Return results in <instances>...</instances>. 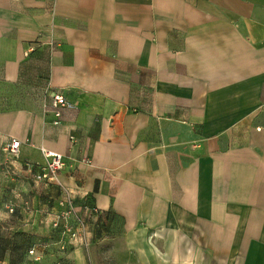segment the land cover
<instances>
[{
    "label": "crops",
    "instance_id": "obj_1",
    "mask_svg": "<svg viewBox=\"0 0 264 264\" xmlns=\"http://www.w3.org/2000/svg\"><path fill=\"white\" fill-rule=\"evenodd\" d=\"M28 190L119 216L140 264H264V0H0V223Z\"/></svg>",
    "mask_w": 264,
    "mask_h": 264
},
{
    "label": "rangeland",
    "instance_id": "obj_2",
    "mask_svg": "<svg viewBox=\"0 0 264 264\" xmlns=\"http://www.w3.org/2000/svg\"><path fill=\"white\" fill-rule=\"evenodd\" d=\"M24 194L25 197L21 194L16 197L18 203L12 204L14 211L9 219L0 223V241L12 238L15 233H24L30 241V248L35 250L33 255L29 250L22 264H74L70 258L74 250L71 243L72 233L81 228L83 219L85 233L90 235L89 239L84 233L89 245L83 247L88 264H140L137 257L127 249L123 220L115 214L96 212L87 218L83 210H79L80 205L76 201L66 203L65 197L57 190L45 195L42 191L40 195H36L29 190ZM36 197L38 199L35 205L33 200ZM86 204L92 210L90 199L86 200ZM9 227L13 229L9 230ZM61 242L68 244L65 250H62ZM4 246L0 242V253ZM0 264H10L8 253L4 260H0Z\"/></svg>",
    "mask_w": 264,
    "mask_h": 264
},
{
    "label": "built area",
    "instance_id": "obj_3",
    "mask_svg": "<svg viewBox=\"0 0 264 264\" xmlns=\"http://www.w3.org/2000/svg\"><path fill=\"white\" fill-rule=\"evenodd\" d=\"M75 106L67 100V98L59 93L52 94V103L50 110L52 111L55 120L54 124L59 126L62 123L64 110H74ZM20 142L18 140H12L6 147L5 151L12 156H18L20 150ZM42 153L45 157V164L41 167L39 174L36 175L35 179L39 182H44L47 184H54L58 181L59 174L65 168V161L62 154L57 152L49 151L42 149ZM66 203L71 202L69 199V194L66 192ZM64 202H62V205ZM12 211V210H11ZM97 210H89L86 208L85 217L90 218ZM86 232L85 220H81V228L72 233V238L78 237L79 234H84ZM83 246L88 245V239L85 236H82ZM90 241V240H89ZM90 244V243H89ZM62 250H65L68 247L66 242L60 243ZM35 253L34 249H31L30 254Z\"/></svg>",
    "mask_w": 264,
    "mask_h": 264
},
{
    "label": "trees",
    "instance_id": "obj_4",
    "mask_svg": "<svg viewBox=\"0 0 264 264\" xmlns=\"http://www.w3.org/2000/svg\"><path fill=\"white\" fill-rule=\"evenodd\" d=\"M104 214H111V213L109 212ZM26 238H27L26 234L18 232L15 233L12 238L1 240L0 242H3L5 246L1 251L2 254L0 253L1 254L0 260H4L5 254L8 253L10 264H17V263L22 264L24 257L29 252V250H31L30 241L27 240ZM15 256H17V258Z\"/></svg>",
    "mask_w": 264,
    "mask_h": 264
}]
</instances>
